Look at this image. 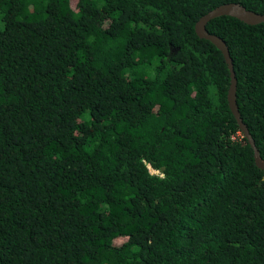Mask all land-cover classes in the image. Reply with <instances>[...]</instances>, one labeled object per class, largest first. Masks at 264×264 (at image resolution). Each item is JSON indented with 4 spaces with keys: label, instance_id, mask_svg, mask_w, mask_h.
<instances>
[{
    "label": "trees",
    "instance_id": "obj_1",
    "mask_svg": "<svg viewBox=\"0 0 264 264\" xmlns=\"http://www.w3.org/2000/svg\"><path fill=\"white\" fill-rule=\"evenodd\" d=\"M264 0H0V264H264V172L196 22ZM264 161V23L219 17Z\"/></svg>",
    "mask_w": 264,
    "mask_h": 264
},
{
    "label": "water",
    "instance_id": "obj_2",
    "mask_svg": "<svg viewBox=\"0 0 264 264\" xmlns=\"http://www.w3.org/2000/svg\"><path fill=\"white\" fill-rule=\"evenodd\" d=\"M231 17L237 19L238 21L254 26L264 23V15H259L254 12H251L239 4H224L215 9L211 10L204 16H202L195 24V34L199 39L206 40L214 45L222 54L225 63L227 64L229 73H230V85L227 92V102L229 110L231 111L239 130L243 134L244 138L247 140L249 146L253 151V159L255 166L264 172V161L259 156V153L255 147L254 141L249 135V132L245 125L243 124L238 109L236 105L235 91H236V79L233 72V66L231 59L229 57L228 49L225 43L217 36L211 35L206 31V25L213 19L219 17Z\"/></svg>",
    "mask_w": 264,
    "mask_h": 264
}]
</instances>
